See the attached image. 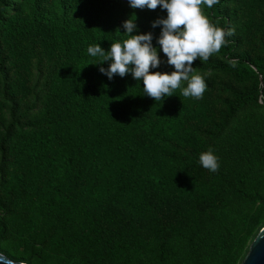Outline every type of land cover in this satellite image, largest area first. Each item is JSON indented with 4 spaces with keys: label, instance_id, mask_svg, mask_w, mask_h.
<instances>
[{
    "label": "trees",
    "instance_id": "16d2710c",
    "mask_svg": "<svg viewBox=\"0 0 264 264\" xmlns=\"http://www.w3.org/2000/svg\"><path fill=\"white\" fill-rule=\"evenodd\" d=\"M203 14L235 34L156 101L87 49L153 34L130 0H0V252L26 264H241L264 227V0ZM236 61V66H230ZM97 63V64H93ZM211 150L219 169L200 163ZM32 233L43 242L21 251ZM60 250L59 254L49 249Z\"/></svg>",
    "mask_w": 264,
    "mask_h": 264
},
{
    "label": "clouds",
    "instance_id": "9594fccd",
    "mask_svg": "<svg viewBox=\"0 0 264 264\" xmlns=\"http://www.w3.org/2000/svg\"><path fill=\"white\" fill-rule=\"evenodd\" d=\"M219 2L220 0H130V6L134 9L147 7L155 10L161 6L167 10V17L155 20L153 27L163 25L158 44L167 56V63L175 68L170 74L150 71L161 64L158 51L152 44L153 34L149 32L134 35L137 24L132 18L123 24L125 33L130 38L123 43L113 42L107 53L100 44L89 46L87 51L92 57H101L98 63L112 61L107 69L100 68L109 79L116 74L124 77L131 72L134 79L143 80V93L156 101L173 95L181 87L182 81L188 82L182 89L183 97L202 98L207 85L201 75H189L193 71V62L197 58L203 62L208 61L213 53L219 52L228 42L225 38L235 34L233 29L226 32L223 28L214 26L203 14L201 5L211 8ZM230 66L235 67L236 61H232ZM200 163L211 172L219 169L217 157L211 150L201 153ZM257 238H264V228L260 229Z\"/></svg>",
    "mask_w": 264,
    "mask_h": 264
},
{
    "label": "water",
    "instance_id": "95a60500",
    "mask_svg": "<svg viewBox=\"0 0 264 264\" xmlns=\"http://www.w3.org/2000/svg\"><path fill=\"white\" fill-rule=\"evenodd\" d=\"M257 237L252 242L250 250L241 264H264V238L258 239ZM8 262L26 264L25 262L15 261L0 252V264H8Z\"/></svg>",
    "mask_w": 264,
    "mask_h": 264
},
{
    "label": "rangeland",
    "instance_id": "374dc122",
    "mask_svg": "<svg viewBox=\"0 0 264 264\" xmlns=\"http://www.w3.org/2000/svg\"><path fill=\"white\" fill-rule=\"evenodd\" d=\"M43 242L41 239L33 235L32 233H27L23 239L17 241V248L21 251L25 250L31 245L40 244ZM52 253L59 254L61 251L55 248L49 249Z\"/></svg>",
    "mask_w": 264,
    "mask_h": 264
}]
</instances>
